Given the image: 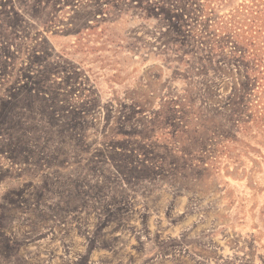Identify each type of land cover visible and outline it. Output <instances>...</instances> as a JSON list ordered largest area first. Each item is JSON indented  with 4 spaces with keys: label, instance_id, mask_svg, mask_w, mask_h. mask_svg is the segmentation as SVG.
<instances>
[{
    "label": "rangeland",
    "instance_id": "374dc122",
    "mask_svg": "<svg viewBox=\"0 0 264 264\" xmlns=\"http://www.w3.org/2000/svg\"><path fill=\"white\" fill-rule=\"evenodd\" d=\"M0 264H264V0H0Z\"/></svg>",
    "mask_w": 264,
    "mask_h": 264
}]
</instances>
